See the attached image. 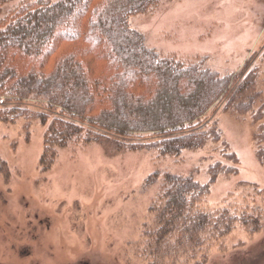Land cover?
Here are the masks:
<instances>
[{
  "label": "rangeland",
  "instance_id": "374dc122",
  "mask_svg": "<svg viewBox=\"0 0 264 264\" xmlns=\"http://www.w3.org/2000/svg\"><path fill=\"white\" fill-rule=\"evenodd\" d=\"M130 25L162 56L187 64L202 61L204 67L231 77V91L198 126L215 123L221 140L179 157H162L152 149L118 151L112 142L76 143L60 150L43 172L39 161L45 127L30 117L12 123L0 119V264H154L144 246L143 227L156 224L151 208L161 181L144 189L146 178L155 172L161 178L165 173L192 175L205 184L216 163L237 174H219L197 209H228L258 219L261 228L251 232L237 223L195 258L175 264H197L204 257V264H264V165L255 156L264 117L254 120L250 113L225 110L237 81L253 70L254 91L261 93L255 108L264 104V0L162 1L130 18ZM22 105L45 109L36 100ZM156 139L146 133L121 142L149 144ZM227 154H234L237 162Z\"/></svg>",
  "mask_w": 264,
  "mask_h": 264
},
{
  "label": "trees",
  "instance_id": "16d2710c",
  "mask_svg": "<svg viewBox=\"0 0 264 264\" xmlns=\"http://www.w3.org/2000/svg\"><path fill=\"white\" fill-rule=\"evenodd\" d=\"M11 1L0 0V119L12 123L30 117L45 127L43 172L60 150L76 143L112 142L118 151L152 149L162 157H179L221 140L215 123L198 126L231 91V77L202 61L187 64L162 56L130 25V18L172 0H21L9 6ZM256 81L254 70L238 80L225 110L263 118L264 104L255 108L261 101ZM26 100L39 101L45 109L32 111L22 105ZM146 133L157 139L121 142ZM225 156L237 162L234 154ZM255 156L264 165V125L256 135ZM221 173L237 170L216 163L205 184L192 175L165 173L161 178L155 172L146 178L144 189L161 181L151 208L156 224L143 227L154 264L195 258L237 223L251 232L260 230L258 219L228 209H197Z\"/></svg>",
  "mask_w": 264,
  "mask_h": 264
}]
</instances>
